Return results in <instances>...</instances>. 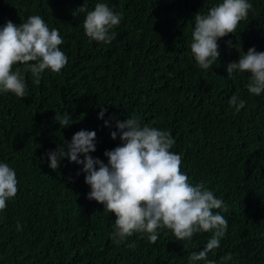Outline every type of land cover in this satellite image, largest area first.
Returning <instances> with one entry per match:
<instances>
[{
    "label": "trees",
    "instance_id": "trees-1",
    "mask_svg": "<svg viewBox=\"0 0 264 264\" xmlns=\"http://www.w3.org/2000/svg\"><path fill=\"white\" fill-rule=\"evenodd\" d=\"M221 2L86 0L88 11L105 3L122 16L112 29L115 39L104 43L87 37L86 12L73 15L85 0H0V27L40 15L59 30L68 57L61 73L45 70L39 84L23 64L15 65L27 96L0 93V163L18 179L16 197L0 212V264H189V256L205 247L211 233L178 241L167 228L158 230L155 244L136 233L117 245L115 214L87 198L83 166L68 158L57 171L48 166L46 154L61 146L67 151L80 130L97 133L91 155L107 163L104 152L121 144L111 131L128 116L170 132L176 141L171 151L181 155L189 182H203L228 206L227 212L214 210L229 227L208 259L264 264V93H249V73L228 77L226 70L251 47L264 52V0H249L254 11L236 34L218 41L220 60L205 70L191 53L194 16ZM233 95L245 101L238 113L229 104ZM103 106L107 113L100 119ZM57 113H69L73 124L61 128ZM229 253L232 259L222 261Z\"/></svg>",
    "mask_w": 264,
    "mask_h": 264
},
{
    "label": "clouds",
    "instance_id": "clouds-1",
    "mask_svg": "<svg viewBox=\"0 0 264 264\" xmlns=\"http://www.w3.org/2000/svg\"><path fill=\"white\" fill-rule=\"evenodd\" d=\"M252 11L249 0H222L206 15L195 14L190 48L200 68L207 70L220 60L218 41L236 34L240 22L247 20ZM84 12L87 13L83 22L87 37L111 43L115 39L112 29L121 23V14L105 3H97L94 10L88 11L86 0L73 15ZM62 44L59 30L50 29L40 15L28 17L19 26L7 21L0 27V93L10 92L18 98L27 96L25 76L19 67L14 70L18 64L25 66L24 71L31 73L36 84L40 83L45 70L61 73L68 64L67 55L60 49ZM229 46H232L231 41ZM226 70L228 77L237 71L249 73L246 85L249 93L255 96L264 93V52L251 47L243 51L238 62H230ZM229 104L237 113L245 107V101L238 95H233ZM106 113L107 108L101 107L99 118L103 119ZM54 119L61 128L73 124L69 113H57ZM105 126L111 128L112 125L105 121ZM115 127L117 131H111V138L119 137L121 144L104 152L107 163L91 155L97 151V133L80 130L66 145L67 151L61 146L46 154L48 166L57 171L64 158L83 166L85 183L91 188L87 198L115 214L112 238L117 245L136 233L147 234L148 241L155 244L158 230L165 228L171 230L178 241L188 242L195 234L207 232L211 235L205 247L193 252L188 260L189 264L199 261L215 264L208 256L220 248L227 233L229 222L221 211L227 212L228 206L203 182L195 185L189 182V177L181 170V155L171 151L176 141L170 132L142 126L135 116L117 120ZM17 193L16 171L7 163H0V212L6 210L7 201ZM128 246L134 248L135 244ZM231 259V253L221 257L222 261Z\"/></svg>",
    "mask_w": 264,
    "mask_h": 264
}]
</instances>
